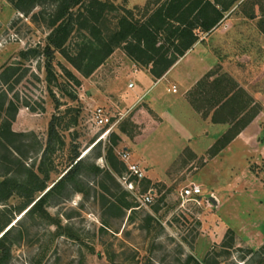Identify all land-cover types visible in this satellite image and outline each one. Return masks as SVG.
Here are the masks:
<instances>
[{
    "label": "rangeland",
    "instance_id": "374dc122",
    "mask_svg": "<svg viewBox=\"0 0 264 264\" xmlns=\"http://www.w3.org/2000/svg\"><path fill=\"white\" fill-rule=\"evenodd\" d=\"M109 1L118 9L109 11L102 23L105 33L116 29L115 17L126 15V9L133 11L134 19L145 18L146 3ZM220 1L232 5L225 12L227 20L216 26L221 38L206 35L204 40L217 55L219 62L211 73L218 76L191 94L204 114L234 94L224 107L228 118H238L230 120L219 139L239 130L234 138L242 133L247 150L239 160L237 146L227 149L234 138L219 150L217 139L202 154L183 150L169 166L185 134L172 122L147 151L134 145L158 120L129 86L143 83L144 75L133 72L151 66L139 64L121 46L95 69L88 72L84 64L79 71L59 51H45L61 0L24 3L6 23V11L15 6L11 0H0L1 117L13 118L11 127L20 134L15 146L21 163L13 176L22 182L34 177L33 171L49 187L70 170L48 202L51 217L22 219L12 237L8 264H264V0ZM157 7L151 6L150 13ZM96 25L91 21L75 29L65 47L72 54L98 48ZM162 47L167 59L177 50L164 39ZM35 48L38 52L32 53ZM97 106L108 108L115 119L122 117L106 138L92 120ZM253 113L255 125L241 127L242 117ZM183 127L193 134L201 129L196 122ZM125 147L133 160L137 153H146L152 161L146 166L156 177L141 184L142 193L150 187L156 191L148 206L120 181L126 168L118 150ZM3 180L0 176V183ZM195 184L201 186V195L184 197V189ZM123 199L133 207L124 206ZM24 201L14 194L0 202V227L9 218H20L16 210Z\"/></svg>",
    "mask_w": 264,
    "mask_h": 264
},
{
    "label": "trees",
    "instance_id": "16d2710c",
    "mask_svg": "<svg viewBox=\"0 0 264 264\" xmlns=\"http://www.w3.org/2000/svg\"><path fill=\"white\" fill-rule=\"evenodd\" d=\"M34 1L36 0H11L14 8L18 10L21 9L22 4ZM154 5L158 7L150 13L151 6ZM76 6L79 8L74 11ZM231 6V3H223L220 0H148L144 5L146 14L143 20L134 19L133 11L126 9V15L115 17L117 19L116 29L105 33L101 27L102 23L108 20L109 11L118 9L113 2L109 0H61L59 10L52 20V24L56 27L48 36L49 44L46 45L45 51L53 55L57 50L79 71L83 70L85 64L88 66L89 72L104 63L115 48L123 46L133 60L144 66H151V73L155 77H161L199 40L202 33L209 32L218 25ZM91 21L97 24L98 48H92L91 52L81 49V51H75L76 53L72 54L65 47L71 33L77 28H85ZM162 39L175 45L177 50L173 57L167 59L166 51L162 47ZM38 47L40 48V46ZM31 52L37 53L38 49H32ZM199 85H202V81ZM1 94L0 176H3L4 180L0 183V202L4 203L14 194H19L25 200L16 210L20 211V218L17 220L9 218L4 226L0 227V264H8L12 252V237L23 223L22 219L33 218L38 214L47 218L51 217L47 209L48 202L54 193L64 185L70 170H67L49 187L33 171L31 175L34 177L22 182L13 176L18 173L17 165L21 163L17 157V147L15 146V141L20 134L11 127L13 118L1 117V111L4 110L3 94ZM234 98L233 94L223 106L231 103ZM189 100L198 111L202 112L196 100L192 98V94L189 96ZM250 101L251 99L240 107V112L249 106ZM203 115L207 114L203 113ZM254 116L255 113L242 117L241 127L251 122ZM237 118V115H234L228 120ZM213 120L218 121L216 116H213ZM239 132V130L228 131L217 141L215 149L219 150L226 146ZM81 161L82 159H79L77 164ZM37 181L40 184H37ZM40 191L43 194L36 198V193ZM122 202L128 208L133 207L125 199ZM108 203L112 207L119 208L113 201L107 200Z\"/></svg>",
    "mask_w": 264,
    "mask_h": 264
},
{
    "label": "crops",
    "instance_id": "0c3cea01",
    "mask_svg": "<svg viewBox=\"0 0 264 264\" xmlns=\"http://www.w3.org/2000/svg\"><path fill=\"white\" fill-rule=\"evenodd\" d=\"M147 1L148 0H127V3L136 6L143 5ZM15 10L13 6L12 9L11 7L8 8L3 17L5 23L6 21L9 22L14 14H17L18 11L16 10V12ZM228 17L229 15L225 13L219 24L227 20ZM221 33L218 27H214L209 32L202 33L204 36H200L199 40L161 77H155L150 69L143 70L140 68L133 72L134 75L143 74L144 76L143 83H140L139 86L134 82V87L132 89L136 90V93L140 96V99L145 102L147 108L158 117L156 125L153 126L147 135L140 141L134 142L137 149L141 147L143 152L147 151L150 142L155 140L160 132H163L167 123L170 124V122H172L175 127H180L181 132L185 134L184 136L178 134L180 138H182V141L178 151L171 156L167 164L170 166L185 149L192 150L195 155L207 151L217 139L228 130L230 122L227 114L228 108L222 106L228 97L225 99L222 98L220 100L221 104L219 106L216 105V108L220 107V111H216V108H211L210 106L209 114L206 116H203L202 112H198L189 100V94L197 89V87L199 88V83H201V81L202 85L204 82V87H207L210 86V84L214 82V79H216V76H218L211 73L219 62L217 55L204 40L208 38L207 36L211 37L213 35L218 40L221 38ZM133 64L136 65L135 62H133ZM226 70L229 71V69ZM165 82L166 84H164ZM174 87H176V90H174ZM171 93L173 95H170ZM207 106H209L208 103ZM215 111L216 114H214ZM213 116H216L217 122L213 120ZM192 122H196L199 127H201L196 134L188 133L184 130L183 125ZM255 122L256 120L254 119L249 126L252 124L255 125ZM177 131L180 130L177 129ZM241 134L234 138L229 146H227V149L237 146L236 154L239 160L242 158V154L245 152L244 150H247V141L241 139ZM136 158L137 161H140L144 165L152 163L146 153L141 154V156H138L137 153ZM149 176L150 178L156 177L155 174H151L148 171L147 178H149Z\"/></svg>",
    "mask_w": 264,
    "mask_h": 264
},
{
    "label": "built area",
    "instance_id": "2783aa9c",
    "mask_svg": "<svg viewBox=\"0 0 264 264\" xmlns=\"http://www.w3.org/2000/svg\"><path fill=\"white\" fill-rule=\"evenodd\" d=\"M129 86L133 88L134 83H130ZM174 90H176V87H174ZM115 118L116 115L112 114L110 110L104 106H97L93 110L92 120L97 127L103 130L101 134L102 138H106L110 132L115 129L122 117ZM118 154L126 168V173L120 178L124 188L134 195L141 205L148 206L152 204L156 196L155 189L150 187L146 192H141V184L148 177L149 169L147 166L140 161L133 160L132 154L127 147L118 150ZM201 193V186L195 184L184 189L183 196L195 197L201 195Z\"/></svg>",
    "mask_w": 264,
    "mask_h": 264
},
{
    "label": "water",
    "instance_id": "95a60500",
    "mask_svg": "<svg viewBox=\"0 0 264 264\" xmlns=\"http://www.w3.org/2000/svg\"><path fill=\"white\" fill-rule=\"evenodd\" d=\"M210 200H212L214 203L216 202V200L212 196L210 197Z\"/></svg>",
    "mask_w": 264,
    "mask_h": 264
}]
</instances>
